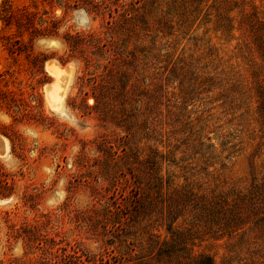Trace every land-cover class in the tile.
Wrapping results in <instances>:
<instances>
[{"label": "rangeland", "instance_id": "rangeland-1", "mask_svg": "<svg viewBox=\"0 0 264 264\" xmlns=\"http://www.w3.org/2000/svg\"><path fill=\"white\" fill-rule=\"evenodd\" d=\"M237 1L0 0V139L8 144L0 154V264H65L67 255L85 264H125L128 254L146 253L143 223L136 225L128 212L133 152L144 160L149 146L164 154L173 145L184 148L189 132L207 134L214 148H188L176 166L163 162L162 172L168 169L176 183L232 193L263 182L264 126L251 119L257 118L251 73L262 59L246 20L264 19V0ZM218 16L220 23L229 19L232 30L220 28ZM125 37L128 49L151 50L147 79L135 74L140 89L164 84L172 68L168 84L176 87L197 69L236 80L245 100L236 95L225 102L221 90L198 93L167 133L165 122L173 124L180 105L175 88V97L168 93L169 101L155 106L158 119L149 129L139 119L127 131L117 101L105 117L92 96ZM48 62L71 70L62 112L46 100L45 87L57 79ZM231 241L208 238L193 250L230 264Z\"/></svg>", "mask_w": 264, "mask_h": 264}, {"label": "trees", "instance_id": "trees-1", "mask_svg": "<svg viewBox=\"0 0 264 264\" xmlns=\"http://www.w3.org/2000/svg\"><path fill=\"white\" fill-rule=\"evenodd\" d=\"M192 1L200 5L203 0ZM229 1L233 5L238 2L237 0ZM197 5L194 6L195 10L198 9ZM218 19L220 16L217 18V25L220 28L226 32L232 30L233 26L229 19L226 23H220ZM246 25L250 41L262 59L260 64L253 63L254 68L251 73L257 97L254 111L257 118L251 117V119L260 122V126L263 127L264 19H247ZM120 41V46L115 47L112 63L105 68L103 79L94 86L95 91L92 92V96L95 100V107L105 117L110 111L107 106L111 101H117L119 113L126 116L123 121L127 131H131L134 125L139 124V119L142 127L149 129L158 119L153 111L155 106L162 99L168 102V93L173 94L171 97L178 94L180 105L177 114L173 115L176 118L173 124L165 122L164 128L167 133L172 132L168 129L174 128V123L179 122V114L192 105L193 97L198 93H212L215 90H221L219 96L225 102L232 104L238 98L236 95L245 100L244 93L236 80L230 83L224 82L225 79H221L218 75H201L200 70L197 69L191 72L192 75L195 74L190 80L180 81L176 87L168 84L169 77L175 73L172 68L162 79L164 84L160 83L148 90L140 89L141 84L138 83L139 79L135 78V74L143 75L142 78L147 79L145 72L149 68L151 50L139 49L137 45L128 49L126 37L121 38ZM226 84L227 88L224 89ZM150 85L151 82H148L145 87ZM167 87H170L171 91L167 90ZM175 88L178 93L174 95ZM143 98L146 101L144 103ZM105 106L106 110H100ZM167 106L168 104L165 103V107ZM246 119L248 120L244 118ZM246 125H250V122H246ZM151 130L154 131L155 128ZM193 135L192 137L191 132L185 134V138L180 143L184 148L180 145H173V149H168L165 154L149 146L150 155L144 160L138 158L140 155L138 150L133 152L134 163H137V166L129 171L133 188L130 190L128 212H133L132 220L136 225L143 223L140 234L145 235L147 247L144 254L140 252L125 256L127 259L125 264H216L209 253L196 254L193 250L194 243L205 241L208 238L223 237L232 240L227 248L231 253L228 259L230 264L234 259L237 260V264H264V180L261 183H253L246 192L226 193L215 190L206 192L200 188L201 186L176 183L173 174L168 169L162 172L163 162L168 161V165L170 163L176 166L179 162L186 160L185 156L190 149L214 148L212 143L206 144L211 141L207 134L201 135L195 131ZM262 137L264 138V134ZM164 147H170V142ZM176 152L181 154L178 161H175V158H168L170 155L175 157ZM195 153L204 157L202 152L195 151ZM186 179L184 177V181ZM162 230H164V236H162ZM123 240L131 244L127 238ZM105 263L106 261L103 260L100 262V264ZM65 264H85V262L79 256L67 255ZM118 264L121 262L118 261Z\"/></svg>", "mask_w": 264, "mask_h": 264}, {"label": "bare ground", "instance_id": "bare-ground-1", "mask_svg": "<svg viewBox=\"0 0 264 264\" xmlns=\"http://www.w3.org/2000/svg\"><path fill=\"white\" fill-rule=\"evenodd\" d=\"M47 71L56 76V81L45 87V96L49 106L58 112L63 111V98L69 85L71 70L66 67H61L56 62L46 64ZM8 149V144L5 139H0V154L5 153Z\"/></svg>", "mask_w": 264, "mask_h": 264}, {"label": "crops", "instance_id": "crops-1", "mask_svg": "<svg viewBox=\"0 0 264 264\" xmlns=\"http://www.w3.org/2000/svg\"><path fill=\"white\" fill-rule=\"evenodd\" d=\"M60 66L65 67V66H67V65H60Z\"/></svg>", "mask_w": 264, "mask_h": 264}]
</instances>
